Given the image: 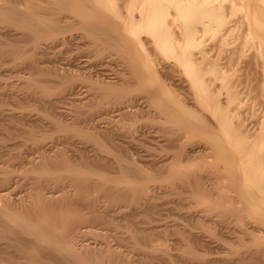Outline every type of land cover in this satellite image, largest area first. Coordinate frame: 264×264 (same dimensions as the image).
Listing matches in <instances>:
<instances>
[{
	"label": "bare ground",
	"instance_id": "1",
	"mask_svg": "<svg viewBox=\"0 0 264 264\" xmlns=\"http://www.w3.org/2000/svg\"><path fill=\"white\" fill-rule=\"evenodd\" d=\"M39 2L45 6L40 5L36 9L34 0L32 3L31 0H0V30L5 28L10 32L16 31V36L24 38V43L20 44V41V47L16 43L13 50L10 48L7 50L3 39H0V57L11 54L12 57L14 56L12 61L18 64L23 54L27 55L28 52L29 67L38 71L39 68L36 66L39 62L35 61L38 53L49 50L47 47V49L41 48L45 46L44 43H50L48 46L49 48L52 46L53 50L59 47L62 49L77 38L78 41L86 40L85 51L88 49L90 53L94 52L96 58H103V55L110 51H118L124 57L129 73L113 82L100 81L99 78L97 80V77L94 79L91 76L92 72L87 75L84 72L86 70L83 71L80 67L82 73L78 72L79 68L77 72L72 68V60L77 54L75 57L66 56L67 60L61 66L55 65L58 59L55 55V64L51 63L54 64L51 68L53 75L48 76L49 84L40 81L38 79L41 76L40 73L34 71L36 76L30 73V77L26 80L23 76L22 81L25 82H22V85L19 84L20 87L12 83L13 87L9 86V88L12 87L11 90L15 92L19 90L34 94L37 92L42 100L53 97L50 104L55 106L65 100L64 96L60 97L62 91L73 92L75 88H78L80 84L78 82L82 83L88 79L90 80L88 87L98 90L100 95L89 94V97L85 96L88 98H83L84 100L78 98L79 102L74 101L75 107L78 103L80 104L76 107L79 112L74 110L77 112L76 118L85 116L84 112L87 109L89 119H86V123L89 122L91 125L92 122V126L95 125L93 122L111 124L116 120L115 118L121 121L127 119L130 126L126 125L129 128L127 127L128 131L124 129L126 131L124 133L126 136L129 135L126 137L128 140L138 131L139 121L141 123L144 120L146 123L143 121L144 125L154 123L158 125V131L163 137L160 141L162 146L158 145L163 150L158 152L165 151L169 154L164 155L166 157L163 156L162 160L156 159L157 161L153 158L146 159L147 161L136 159L140 163L143 162L140 164L139 161L132 159L133 154L129 147L127 154L111 156L112 161L108 162L107 154L111 153V149L108 148L109 143L106 140L113 142L117 134H113L112 128L100 127L98 131L97 128L91 129L84 126L86 123L83 125V121H78L83 125L80 128L76 126V122L72 125L67 122L68 125H66L67 123L62 121L63 118L59 117L62 123L52 118L53 124L57 122L54 128L63 132L64 137L65 134L70 138L71 136H77L76 139L82 137L81 139L92 142L95 148L87 151L85 147V149L81 147L83 152L78 151L81 155L76 161L70 159V154L68 155L70 157L66 155L68 151H59L60 155L55 151L50 154V151L42 147L38 151V157L31 158L26 152V155L21 154L16 157L20 162L13 158L19 162L17 164L24 165L23 173L29 176L27 180L29 179L31 184L29 183L30 187L26 189L27 191L22 190L24 193L19 191L15 193L13 190L17 187L12 189L13 186L20 184L17 178L20 174L22 175V172L16 173L18 176L16 177L14 170L0 169V264H149L150 262L152 264V260L156 261L153 264H219V262L264 264V115L260 118V122L255 121V124L251 126L234 122L235 119L233 120L229 107L237 101L240 92L239 84L233 83L235 80L233 81L228 74V70L232 71L234 66L235 56H227L231 52L229 47L235 46L232 50L233 55H236L235 51H240L239 49L244 51L243 49L248 50V47H251V50L254 48L257 51L256 56L264 60V0H125L123 7L119 5L120 0H39ZM121 11L125 14L124 18L121 17ZM238 14L241 16L239 15L237 19L241 18V24L245 25H242V28L246 27L242 30L243 32L239 31L241 26L237 27L241 35H237L238 33L235 35L233 30L237 28L230 26L233 25L230 23L233 17ZM239 19L238 22H240ZM73 30H82L83 33L74 36ZM20 38L19 40H22ZM145 40L151 44L150 51L149 48L148 50L143 48ZM238 40L241 41L240 44ZM235 42H238L239 46L236 47ZM67 53L68 51L57 54ZM177 75L182 76L181 79L178 77L179 83L175 78ZM19 80L21 79L17 81L21 83ZM7 85L5 83L2 85L4 87L0 85V92L7 88L5 87ZM60 87L64 90H60ZM180 89L185 90L181 92ZM92 90L91 94L94 93ZM184 91L187 93L185 94ZM74 93H71L72 97ZM78 107L81 108L78 109ZM112 108L115 109L112 111ZM20 116L24 118L26 115ZM63 122L66 124L64 125ZM32 131L25 135L32 141L31 144L36 143L37 146V143H41L45 137L40 135L45 134L38 136ZM124 133L122 136H125ZM123 139L120 141L123 142ZM139 139L136 138L135 141ZM120 141L118 145L122 147L123 144ZM135 141L132 140V142ZM166 148L169 151L165 150ZM102 156L107 160L104 163ZM194 156L211 159L212 161L208 163L209 161L206 162L204 158V162L208 165L214 164V169L210 170L212 172H206L207 174L204 171L201 172L200 169L205 165L202 162L195 163L196 160L193 162L194 169L189 168L190 160L188 159L192 158V161ZM187 160L185 168H188V171L182 167L186 165L184 163ZM98 164L103 165L98 167ZM107 165H112L113 169L110 168L116 170L115 176H112V173L109 176L110 171ZM100 167L107 169L108 172L101 173L102 171L98 169ZM206 167L208 166L203 169L206 170ZM64 173L71 177L64 178L63 176H66L63 175ZM23 178L26 179V177ZM51 183H59V186L62 184L58 192L61 193L62 187H64L63 191L67 188L66 192L62 191L58 194L56 191H49L48 188L53 185ZM161 183H165L164 186ZM159 185L163 188L161 191L164 194L174 196L173 201L178 209L188 210L185 216L191 219L189 224L183 222L184 225L173 224L172 226L169 223L171 225L166 224L160 228L159 225L155 226L151 223L154 226L151 227L150 224L148 227L149 222L153 220L150 216H143L145 218L141 221L130 219L134 224L129 221V218L136 214L160 213L157 202L158 197L163 193L160 191L162 193L160 195L159 191L158 193L155 191ZM150 189L156 193L147 195L146 192ZM130 206L131 209H129ZM126 220L132 224L129 223V226L134 225L133 228L128 227V222L125 223L127 226H123L124 223L122 226L119 224ZM114 221H117L120 226ZM98 225H104V228L99 226L102 228L99 230ZM121 227L126 228H124L125 233L128 231L129 237H127L130 238L128 241L131 240L132 244L128 241L127 243L131 246L130 252L133 250L132 256L129 255L128 244L123 246L128 252L119 244L121 241L118 238L125 234L118 232ZM169 229H171L170 232ZM165 231L178 235V239L175 238L180 245L177 247L176 243L175 247L169 249L175 253V249L179 248L178 254L172 255L166 249L168 246L164 244L167 241H165L167 237ZM203 235L213 240H221V245H223L222 241L230 243L229 246L234 243L237 245L234 248L237 249L236 251L240 249V252L235 251L236 255L231 254L232 256L227 260L222 258L220 261L222 255L219 260L212 257L206 258L202 253L208 250L197 247L198 243L202 242L200 238ZM87 236L89 238L98 236L99 238L94 239L102 240V244L100 245V241L94 242V239L92 242L91 238V242L90 240L88 242ZM117 240L120 241L118 243L120 246L115 245ZM193 240L194 243L199 242L195 245L191 243ZM112 241L115 243L112 244ZM201 244L205 246V243Z\"/></svg>",
	"mask_w": 264,
	"mask_h": 264
},
{
	"label": "rangeland",
	"instance_id": "2",
	"mask_svg": "<svg viewBox=\"0 0 264 264\" xmlns=\"http://www.w3.org/2000/svg\"><path fill=\"white\" fill-rule=\"evenodd\" d=\"M14 1H17V0H14ZM121 2H120V6L121 7H123L124 5L123 4H125V0L124 1H122V0H120ZM19 2V1H18ZM33 2V0H31V3ZM19 3H21V2H19ZM36 3H39V4H36ZM34 5H35V7H36V9L37 8H39V6L41 5V7L42 6H45V4H43V3H40L39 2V0L37 1V0H34V3H33ZM122 4V5H121ZM120 7V9L121 10H123V8H121ZM122 12V11H121ZM240 14H238V16H235V17H233L234 19H232L233 20V22H232V20H231V24H233V25H230V26H235V28H237L238 26H241V28H242V25L243 26H245L244 24H241L242 22H241V18L239 19V21L240 22H238V19H237V17H240L239 16ZM124 16H125V14L122 12V15H121V17L122 18H124ZM237 19V20H236ZM235 22H237L236 24H237V26H236V24H235ZM243 23H245V21L243 20ZM235 24V25H234ZM239 29V28H237V30H233L234 31V34L235 33H238L237 35H241L242 33L241 32H238V29H239V31H242V30H244L243 28L242 29ZM2 31V33H0V35H1V40L6 44V49L8 50V48H10V50H13V48H15L16 47V43H18V45H19V43H20V41H21V43L20 44H22V43H24V38L22 39V38H20V36H16L17 35V32L15 31H12V32H10V30H6L5 28H3L2 30H0V32ZM232 31V32H233ZM78 32V33H77ZM80 32V33H79ZM81 32L83 33V31L82 30H73L72 31V34H74V36H78L79 34H81ZM243 32V31H242ZM7 33V34H6ZM12 33V34H11ZM3 34V35H2ZM10 34V35H9ZM6 35V36H5ZM236 35V34H235ZM14 36V37H13ZM6 39H5V38ZM18 38V39H17ZM19 38L20 39H22V40H19ZM7 39L9 40L8 42H7ZM77 38H75L72 42H71V44L69 45V46H67V47H63L62 49L59 47V48H56V49H54L57 53L59 52H65V51H68V53L67 54H61V55H59V54H57V53H55V51L53 50V49H51V47L52 46H50V48H49V46L48 45H50V43H44L43 45H45V46H42L41 48H48L49 50H44V52L46 53V55H45V53H42V52H40V53H38V57H37V59H36V56L34 57L35 59V61H37V62H39V64L37 63V68H39L38 69V71L37 70H32L30 67H29V59H28V52H27V55L26 54H23V57H25V58H23V57H19L21 60H20V62H18V64H17V62L16 63H14V61H12L13 59V57H12V55L10 56L9 54L6 56V55H3V56H1L0 57V71H2V72H0L1 74H0V85L2 86V85H4V83H5V85H7V86H5V87H7V88H5L4 90H2V92H0V93H2V95H0V169H7V170H14V174H15V176L16 177H18L17 176V174H20L21 172H22V175L20 176L19 175V177L17 178L18 179V181H20L19 183L20 184H18V185H16V186H13V188L12 189H14V188H16L15 190H13L15 193L17 192L18 193V191L19 192H23V191H27L28 189H29V187H30V180L28 181L27 180V177H29V176H26L25 175V173H23L24 171H23V169H24V165L23 166H21V165H19V164H17V162L19 161L20 162V160H19V158H16V157H19V155L21 156V154H23V155H26V154H28V156L30 155L31 156V158H35V157H38L37 156V154H39V150H41L42 148H44V149H47L48 151H50V154H53L54 153V151L55 152H58L57 154L58 155H60V153H59V151H61V152H65V151H68V152H66V153H68V154H66L67 156L70 154V156H68V157H70V159L72 160V161H76V160H78L79 159V156L81 155V152H83V150H82V148L83 149H85L86 148V150L88 151L89 149H91V150H94V148H95V146L93 147V143L91 142V143H89V141H87V140H85V139H81L80 137H78L77 139L75 138V137H77V136H71L72 138H70V136H66V134H65V137H64V133L63 132H60L58 129H55L54 127H55V125L57 124V122L55 123V124H53L54 123V119L56 118V120L58 121V123L60 122V123H62V121H65L66 123L68 122L69 123V125H72L73 123H75L76 124V126H78V127H80V128H82L83 127V125L86 123V119H89V117L87 116L88 115V112H86L87 111V109H85L86 111L84 112V113H86V115L85 116H80V118H79V116L76 118V111H74V110H77V106L78 105H80L78 102H79V99H86V98H88L89 96V94L90 95H95V96H99L100 95V93L98 92V90H92L90 87H88V81H90V80H88V79H86V80H84L82 83L81 82H78V83H80L79 84V86H77L78 88H75V90L73 91V92H64V91H62L63 93L62 94H60V97L61 96H64L65 98V100H62L60 103H58L57 105L55 104V106L54 105H52V104H50V103H52V101L51 100H53L52 98L53 97H49L50 99H44V100H42V98L40 99V97H41V95L40 94H38L37 92H35V94L34 93H31V92H25V91H23L22 92V90L20 91H12L11 90V88L13 87V84L12 83H14L15 85L17 84V85H19V84H23L22 82H25V81H22L23 80V76H25V80L28 78V77H30V75L31 74H33L34 73V75H35V72L34 71H37L36 73H40V75L41 76H43V77H45V78H43V77H38L39 75L37 74V77H38V79L40 80V81H44V83H46V84H49L50 83V78L49 77H52V75L53 74H51L52 73V70H51V68H53V66H54V64H55V62H56V66L57 65H59V66H61V65H63V63H65L66 62V60H67V57H75V55L77 54L78 55V53H79V56H77L76 55V57L75 58H73V62H72V68H74V70L77 72L78 71V68L80 67V68H82L83 69V71L84 70H86V71H84V72H86L85 74H91V72L93 73V74H91V76L94 78V79H96V77H97V80H98V78H99V80L100 81H102V80H107L108 82H113V80H117L118 78H120V76H123V75H127V73H129V68L127 67L128 65H126V61H125V59H124V57L123 56H121L119 53H118V51L116 52L115 50L114 51H110V53L108 52L107 54L105 53L104 55H103V58L102 57H100V58H96V55L94 56V52H92V53H90L91 51L89 50L88 51V49H87V51H85L86 49H84V48H86L85 47V43H87V42H85L84 40H82V39H80L79 41L78 40H76ZM11 41V42H10ZM14 41H15V43H14ZM75 41V42H74ZM239 41V44H240V42L242 41V39H241V41L240 40H238ZM2 42V43H3ZM8 44H7V43ZM46 42H48V41H46ZM78 43H80L79 45H78ZM83 43V44H82ZM236 44H234V45H236V47L237 46H239V44H237L238 42H235ZM10 44V45H9ZM14 44V45H13ZM78 45V46H77ZM83 47V45H84V47L82 48L81 46ZM149 45H151L148 41L146 42V40L144 41V46H143V48H149V51H150V47L151 46H149ZM15 46V47H14ZM21 45H19V47H20ZM72 46V47H71ZM80 46V47H79ZM87 46V45H86ZM18 47V46H17ZM88 47V46H87ZM233 47H235V46H232V47H229V49L231 48V52L229 53L230 55H228L227 54V56H235L234 57V62L236 63H234L233 62V64H234V66L232 67V71L231 70H228L229 71V76H231L230 78H232V80L234 81H232L233 83H237V84H239V98L237 99V101L235 102L236 103V105H235V103L233 104V105H231L230 107H229V109H231L230 111V113H232L231 115H232V117H233V120H234V122L235 123H237V124H239V123H241L242 122V124L243 123H245L246 125H254L255 123V121H256V123L257 122H260L259 120H261L260 118L261 117H263V115H264V93L262 94V92H264V74H263V71H264V60L261 58V60H260V57L258 58L257 56H256V54H257V51H255V49L254 48H252V50L250 49L251 47H248L247 49L248 50H245V49H243L244 51H246V52H244V51H242L241 49H239L240 51H235V52H237L236 53V55H233L232 54V50L234 49ZM4 48V49H5ZM12 48V49H11ZM46 48V49H47ZM74 48V49H73ZM75 48H77V49H75ZM5 49V50H6ZM57 49H60L59 51H57ZM84 51H83V50ZM9 50V51H10ZM50 50H51V52H50ZM77 50V51H76ZM83 51L82 53H81V51ZM144 50V49H143ZM148 50V49H147ZM8 51V52H9ZM47 51V52H46ZM146 51V50H145ZM228 51H230V50H228ZM15 52H16V50H15ZM76 52V53H75ZM89 54H88V53ZM235 52H233V53H235ZM240 52H242L241 54H240ZM252 52V53H251ZM50 54V55H49ZM52 54V55H51ZM53 54H54V56H53ZM110 54V55H109ZM239 54V55H238ZM248 54V55H247ZM55 55H57L56 57L59 59H57L56 60V58H55ZM242 55V56H241ZM252 55H254V56H252ZM10 56V57H9ZM46 56V57H45ZM60 56V57H59ZM67 56V57H66ZM151 56H153V55H151ZM48 57H49V59H48ZM97 57H99V56H97ZM123 57V58H122ZM253 57V58H252ZM80 58H81V60H80ZM83 58V59H82ZM96 58V59H95ZM238 58H241V59H238ZM243 58V59H242ZM9 59V60H8ZM10 59H11V62H10ZM76 59H78L77 61H75ZM85 59V60H84ZM124 59V60H123ZM259 59V60H258ZM17 60V59H16ZM19 60V59H18ZM40 60V61H39ZM53 60V61H52ZM56 60V61H55ZM61 60H63L62 61V63H61ZM237 60H240V61H237ZM6 61V62H5ZM28 61V62H27ZM55 61V62H54ZM92 61V62H91ZM95 61V62H94ZM8 62V63H7ZM54 62V64L52 65L51 63H53ZM61 64H60V63ZM91 62V63H90ZM259 62V63H258ZM6 63V64H5ZM21 63V64H20ZM58 63V64H57ZM76 63V64H75ZM79 63V64H78ZM87 63H89V64H87ZM14 64H16L15 65V67H14ZM75 64V65H74ZM6 65V66H5ZM8 65V66H7ZM18 65V66H17ZM74 65V66H73ZM76 65H77V68H76ZM79 65V66H78ZM126 65V66H125ZM235 65H237V66H235ZM3 66V67H2ZM17 66V67H16ZM14 67V68H13ZM88 67V68H87ZM235 67V68H234ZM241 67V68H240ZM11 68V69H10ZM79 68V73H82V69H80ZM234 68V69H233ZM14 69V70H13ZM26 70V71H25ZM45 70V71H44ZM49 70V71H48ZM234 70V71H233ZM235 70H236V72H235ZM249 70V71H248ZM8 71L10 72V73H8ZM29 71V72H28ZM239 71V72H238ZM5 72H7V73H5ZM18 72V73H17ZM41 72H45V73H47V74H43V73H41ZM5 73V74H4ZM20 73V74H19ZM31 73V74H30ZM238 73H239V75H238ZM3 74V75H2ZM16 74H19L20 76H22V77H20L19 75H16ZM49 74V75H48ZM84 74V73H83ZM117 76H116V75ZM227 74V75H228ZM263 74V75H262ZM33 75V76H34ZM233 75V76H232ZM2 76V77H1ZM15 76V77H14ZM16 76H18V77H16ZM36 76V75H35ZM34 76V77H35ZM49 76V77H48ZM235 76V77H234ZM32 77V76H31ZM109 77V78H108ZM114 77V78H113ZM178 77H180V76H176L175 78L178 80L177 82L179 83V79H181V77L178 79ZM41 78V79H40ZM102 78V79H101ZM240 78V79H239ZM18 79H21V80H19L21 83H19L17 80ZM52 79V78H51ZM112 80V81H111ZM241 80V81H240ZM8 82V83H7ZM104 82V81H103ZM244 82V83H243ZM105 84H106V82H104ZM12 84V85H11ZM90 84V83H89ZM81 85V86H80ZM240 85H241V87H240ZM9 86H12L11 88H9ZM2 87H4V86H2ZM2 87H1V89H2ZM19 87H20V85H19ZM62 87V86H61ZM60 87V90L62 89ZM79 87H80V89H79ZM88 87V88H87ZM242 88V89H241ZM92 90V92H94V93H92L91 94V90ZM244 89V90H243ZM62 90H64V89H62ZM79 90V91H78ZM85 90V91H84ZM90 90V91H89ZM183 90H185V89H183ZM183 90L182 89H180V91L181 92H183ZM187 90V89H186ZM263 90V91H262ZM1 91V90H0ZM3 91H4V93H3ZM7 91H8V93L11 95H9L8 93H7ZM96 91H97V93H96ZM249 91V92H248ZM12 92V93H11ZM19 92V93H18ZM20 92H22V93H20ZM75 92V93H74ZM81 92V93H80ZM185 92V94L187 93L186 91H184ZM244 92H246V93H244ZM71 93H74V95H73V97H72V95H71ZM77 93V94H76ZM79 93V94H78ZM85 95H84V94ZM244 95H243V94ZM14 94V95H13ZM27 94V95H26ZM37 94V95H36ZM83 94V95H82ZM19 95V96H18ZM66 95V96H65ZM81 95V96H80ZM224 95V94H223ZM223 95H222V97H223ZM15 96V97H14ZM26 96L28 97V98H26ZM33 96V97H32ZM70 96H71V98H70ZM84 96V97H83ZM85 96H88V97H85ZM37 97V98H36ZM18 98V99H17ZM24 98V99H23ZM79 98V99H78ZM33 99V100H32ZM38 99V100H37ZM71 99V100H70ZM73 99H75V100H73ZM77 99V100H76ZM83 99V100H84ZM2 100V101H1ZM50 100V102H48ZM80 100V101H81ZM74 101H78L77 103H78V105L75 107V105H76V102H74ZM23 102V103H22ZM63 102V103H62ZM25 103H26V105H25ZM138 103L140 104V101H138ZM31 107V108H30ZM44 107V108H43ZM51 107V108H50ZM20 108H22V109H20ZM76 108V109H75ZM79 108H81V107H78V109ZM1 109H3V110H1ZM19 109V110H18ZM57 109V110H56ZM62 111H60V110ZM115 108H112V111L114 110ZM4 110H6V111H4ZM38 110V111H37ZM84 110V109H83ZM234 110V111H233ZM3 111V112H2ZM13 111H14V113H13ZM15 111H17V112H15ZM20 111V112H19ZM24 111V112H23ZM29 111V112H28ZM48 111V112H47ZM58 111V112H57ZM78 111V110H77ZM81 111V110H80ZM111 111V110H110ZM23 114H25L26 116L23 118V117H19V115H23ZM79 112V111H78ZM81 112H83V111H81ZM80 112V113H81ZM34 113V114H33ZM49 113H50V115H49ZM58 113V114H57ZM60 113V114H59ZM71 113V114H70ZM263 113V114H262ZM16 114H18L17 116H18V118H17V116H16ZM38 114V115H37ZM30 115V116H29ZM47 115V116H46ZM58 115V116H57ZM109 115H112V113L110 114L109 113ZM9 116V117H8ZM14 116V117H13ZM39 116V117H38ZM64 116V117H63ZM238 116V117H237ZM62 119V121H60L61 119ZM71 117H72V119H71ZM84 117H86V118H84ZM88 117V118H87ZM7 118H10V119H7ZM26 118V119H25ZM52 118H54V119H52ZM76 118V119H75ZM79 118V120H77ZM82 118V119H81ZM5 119V120H4ZM14 119V120H13ZM32 119V120H31ZM81 119V120H80ZM84 119V120H83ZM116 120L118 119V118H115ZM241 119V120H240ZM16 120H18V121H16ZM22 120V121H21ZM35 120V121H34ZM72 120V121H71ZM114 120V121H112L111 122V124L109 123V124H105V123H102V122H97V124H96V122H93V124H95V125H93L92 126V122H91V125L89 124V122H87L86 123V125H84V126H88L89 128H91V129H96L97 128V130L99 131V129H101L102 127H105V126H107V127H109L108 129H110V128H112L111 130L113 131V134L115 135L116 133V138L113 140V142H111V141H109V140H106L109 144H107V146H108V148L109 149H111V153H109V154H107V160H108V162L111 160L112 161V158H111V156H117L118 154H121V153H124L123 155H125V153L127 154V152H129L127 149L129 148V150H131V152H132V154H133V157H132V154H131V152L129 153L130 154V156L132 157V159L134 158L135 160L136 159H140V161H141V159H145L144 161H147L148 159L149 160H151V158H153L154 160H162V159H164L166 156H164V155H167V154H169V153H165V151H163L162 153H161V151L163 150L161 147H158V145L159 146H162V144H160L161 142L160 141H162L161 140V138L163 139V137H162V133H161V135H160V132L158 131V125H156V124H151V125H149V124H147V125H144V123H145V121H144V123H143V121L140 123V121L137 123L138 124V131H136V134L134 135H132V137H130V139L128 140V138L126 139V137H128L129 135H125V133L124 132H126V131H128V126H126V125H129L130 126V122H128L127 121V119L125 120V119H122V121L119 119V120ZM244 120V121H243ZM26 121V122H25ZM30 121V122H29ZM82 122L83 123V125H81L82 123H79V122ZM123 121H125V123L123 122ZM238 121V122H237ZM12 122V123H11ZM25 122V123H24ZM77 122H78V124H77ZM121 122V123H120ZM126 122H128V123H126ZM251 124H250V123ZM253 122V123H252ZM19 123V124H18ZM30 123V124H29ZM35 123V124H34ZM41 123V124H40ZM66 123H64L63 122V124L65 125ZM68 123L66 124V125H68ZM122 123H124V124H122ZM142 124V125H144V126H140V127H142V129H140V127H139V125L140 124ZM248 123V124H247ZM5 124V125H4ZM75 124H74V126H75ZM146 124V123H145ZM211 124H212V122H211ZM54 125V126H53ZM90 125V126H89ZM212 125H214L215 126V124L213 123ZM23 126V127H22ZM98 126V127H97ZM124 126V127H123ZM125 126H126V128H125ZM101 127V128H100ZM123 127V128H122ZM128 127V128H127ZM213 127V126H212ZM10 128V129H9ZM99 128V129H98ZM118 128H120V129H118ZM216 128V127H215ZM26 129V130H25ZM31 129V130H30ZM124 129H126V131L124 130ZM30 130V131H29ZM34 132H33V131ZM139 130H141V131H143V133L145 134V135H143V133L140 131V133H137V132H139ZM33 132L34 134L36 133V135H40V134H45V135H40V136H45L44 137V140H42V142L41 143H37V146H36V143L35 144H31L32 143V141L31 140H28V136L27 135H25V134H27L28 132ZM124 133V135L125 136H122L123 135V133ZM158 132V133H157ZM38 133V134H37ZM142 133V134H141ZM10 134V135H9ZM138 134V135H137ZM147 134V135H146ZM59 135V136H58ZM117 135H119V136H117ZM121 135V136H120ZM140 135V136H139ZM149 135V136H148ZM152 135V136H151ZM2 136V137H1ZM4 136V137H3ZM9 136V137H8ZM27 136V137H26ZM47 136V137H46ZM49 136V137H48ZM138 136V137H137ZM157 136V137H156ZM67 137V138H66ZM123 137H125L124 139H123ZM137 139H139V137H141L140 139H139V141H141V142H139L138 140L137 141H135V139L136 138ZM145 139H144V138ZM148 137V138H147ZM70 139V141H69V139ZM117 138H119V139H117ZM132 138V139H131ZM147 138V139H146ZM155 138V139H154ZM80 139V140H79ZM120 141L121 139H123V142H121L123 145H121L122 147H120L119 145H120V143L117 141ZM154 139V140H153ZM160 139V140H159ZM27 140V141H26ZM49 140V141H48ZM73 140V141H72ZM116 140V141H115ZM124 140H127L126 142L124 141ZM132 140L133 141H135V142H132ZM4 141V142H3ZM26 141V142H25ZM86 141H87V143H86ZM147 141H149V143H147ZM69 142H70V144H69ZM115 142V143H114ZM116 142H117V145H116ZM124 142L126 143V144H124ZM127 142H128V144H127ZM130 142V143H129ZM137 142V143H136ZM139 142V143H138ZM52 143V144H51ZM71 143H73V144H71ZM118 143H119V145H118ZM141 143V144H140ZM146 143V144H145ZM1 144H3V145H1ZM7 144V145H6ZM27 144V145H26ZM29 144H30V146H29ZM42 144V145H41ZM68 144V145H67ZM89 144V145H88ZM136 144V145H135ZM152 144V145H151ZM26 145V146H25ZM40 145V146H39ZM55 145V147L53 148V146ZM125 145H127V146H125ZM132 145V146H131ZM123 146L126 148V150H123V149H125V148H123ZM135 146V147H134ZM37 147H39V149L37 148ZM42 147V148H41ZM58 147V148H57ZM64 147H66V148H64ZM82 147V148H81ZM85 147V148H84ZM92 147H93V149H92ZM112 147V148H111ZM28 148V149H27ZM88 148V149H87ZM158 148H160V149H158ZM60 149V150H59ZM64 151H63V150ZM76 149V150H75ZM162 149V150H161ZM82 150V151H81ZM90 150V151H91ZM121 152H120V151ZM158 150H161V151H159L158 152ZM165 150H167V148L165 149ZM31 151V152H30ZM37 151V152H36ZM78 151H81L80 152V154L78 153ZM150 151V152H149ZM167 151H169V150H167ZM166 151V152H167ZM23 152V153H22ZM27 152V153H26ZM53 152V153H52ZM76 152V153H75ZM115 152V153H114ZM119 152V153H118ZM206 152H208V151H206ZM26 153V154H25ZM72 153V154H71ZM134 153L136 154V155H134ZM32 154V155H31ZM111 154V155H110ZM114 154V155H113ZM151 156H150V155ZM159 154V155H158ZM4 155V156H3ZM77 155H78V158H77ZM122 155V154H121ZM154 155V156H153ZM196 155V154H195ZM197 155H198V153H197ZM196 155V156H197ZM8 156V157H7ZM33 156V157H32ZM156 156V157H155ZM163 156H164V158H163ZM168 156V155H167ZM11 157H12V159L13 158H16V159H18V161L16 160V159H11ZM102 157H104V156H102ZM146 157H149V158H146ZM155 157V158H154ZM158 157V158H157ZM105 158L106 157H104V161H102L103 163L105 162V161H107V160H105ZM111 158V159H110ZM205 158V157H204ZM204 158L202 159V157H196L195 158V156L193 157V160L191 161V159L192 158H190V159H188V160H190V162H191V164L193 165L194 163L193 162H195L194 160H196V162L195 163H200V162H202V164L203 165H205V166H208V167H206L207 169L206 170H204L205 169V166L202 168V169H200V170H202L201 172H205V174H207L206 172H209L210 170H212V169H214V164L212 165H208V163H210L211 161L210 160H208V159H206L205 158V160H206V162H208V163H206L205 164V160H204ZM208 158H211V157H208ZM5 159V160H4ZM147 159V160H146ZM142 160V161H143ZM156 160V161H157ZM188 160L184 163V164H186V163H188ZM201 160H203V161H201ZM110 161V162H111ZM114 161V160H113ZM137 162L139 161V160H136ZM140 161H139V163H140ZM199 161V162H198ZM18 162V163H19ZM159 162V161H158ZM190 162L188 163V166H189V168H191V167H193L192 169H194V165L192 166L191 164H190ZM204 162V163H203ZM75 163H77V162H75ZM74 163V164H75ZM141 163H143V162H141ZM140 163V164H141ZM10 164V165H9ZM201 164V163H200ZM7 165V166H6ZM12 165V166H11ZM99 165H103V164H98L97 166L99 167ZM191 165V166H190ZM197 165V164H196ZM96 166V165H95ZM96 166V167H97ZM147 166V165H146ZM149 166V165H148ZM15 167V168H14ZM18 167V168H17ZM20 167V168H19ZM23 167V168H22ZM104 167V166H103ZM98 168L100 171H102L101 173H103L104 171L105 172H108V171H110V172H108L109 173V176L110 175H112V176H115L116 175V173H115V169L114 170H112L113 169V167H114V164H113V167H112V165L111 166H106L107 168H109L108 169V171H107V169H105V168ZM112 169H111V168ZM182 167H184V170H186L187 169V171H188V168H185V167H187V164L184 166V165H182ZM213 167V168H212ZM11 168V169H10ZM97 169V170H98ZM104 169V170H103ZM111 169V170H110ZM192 169H190L191 171H192ZM16 170V171H15ZM17 170H18V172H17ZM98 170V171H99ZM189 170V171H190ZM199 170V171H200ZM215 170H216V167H215ZM198 171V172H199ZM114 172V173H113ZM201 172H199L200 174H202ZM210 172H212V171H210ZM214 172V171H213ZM17 173V174H16ZM108 173H106V175L108 174ZM112 173V174H111ZM204 174V173H203ZM24 175V176H23ZM63 175H66V176H63L64 178H70L71 176H69L67 173H64ZM21 177V178H20ZM23 177H26V179L25 178H23ZM20 179V180H19ZM24 180V181H23ZM190 180V179H189ZM25 182V183H24ZM30 183V184H29ZM157 183V182H156ZM51 184H53V183H51ZM162 184V183H161ZM165 184V183H164ZM164 184H162V186H164ZM29 185V186H28ZM24 186V187H23ZM26 186V187H25ZM51 187H49L48 189H49V191L51 190V191H56V192H58V190L61 188V186H62V184H60V186H59V183H57V184H53V185H50ZM57 187V189H56V187ZM74 186H76V185H74ZM73 186V187H74ZM156 186H158V184L156 185ZM156 186H155V188H156ZM21 187V188H20ZM60 187V188H59ZM160 187H161V185H159V188H157V190L155 189V191L158 193V191H159V193L158 194H162L163 193V191H161V190H163V188L162 189H160ZM28 188V189H27ZM59 188V189H58ZM63 188L64 187H62V191H63ZM27 189V190H26ZM53 189V190H52ZM21 190V191H20ZM23 190V191H22ZM61 190V189H60ZM59 190V191H60ZM66 190H67V188L63 191V192H66ZM62 191H61V193H62ZM155 191H153V190H148V192H146V194L147 195H152V194H154V192ZM162 193H161V192ZM155 192V193H156ZM24 193V192H23ZM60 192H58V194H59ZM60 193V194H61ZM145 194V195H146ZM164 194V193H163ZM159 195L160 197H158L159 198V200H158V202H157V205L159 206V208H158V210L160 211V213H159V211H158V213L159 214H153V215H151L152 213H150V214H147V215H143V214H136L135 216H133V217H131V218H129V221H130V219L133 221V220H138L139 221V219H140V221H141V219L143 218H145L146 216L147 217H149L150 216V219H152L153 218V222L152 221H150L149 222V225H148V227H150V224L151 223H154L155 224V226H158L159 225V227L161 226V227H163V226H165L166 224L167 225H171L172 224V226H173V224L175 225V224H178V225H182L183 224V222H184V224L187 222L188 224L190 223V220L191 219H189L188 217H186L185 215H186V213H188V210L187 209H185V211H184V209L182 208V209H178V207H177V204L175 203V201H173V198H174V196L172 197V195L171 194H169V195H167V194H164V195ZM175 199V198H174ZM156 200V201H157ZM173 201V202H172ZM202 202V201H201ZM204 203H208V202H206V201H203ZM176 205H175V204ZM203 203V206L205 205ZM199 205H200V202H199ZM173 206V207H172ZM200 206H202V203H201V205ZM133 207V206H132ZM129 209H131V206H130V208ZM140 209V208H139ZM184 212V213H183ZM137 213H139V212H137ZM161 214V215H160ZM119 216H120V214H118ZM141 215V216H140ZM184 215V216H183ZM143 216H145V217H143ZM152 216V217H151ZM141 217V218H140ZM155 217V218H154ZM154 219H155V221H154ZM159 220V221H158ZM132 221H130L131 223H133L134 224V222H132ZM192 221H194V220H192ZM191 221V222H192ZM116 224L118 223L117 221H114ZM128 221L126 220V221H123V222H120L119 224L122 226V224H123V226H127L128 225V227H130V228H133V226L131 227V226H129L131 223L130 222H128V224L127 225H125V223H127ZM130 223V224H129ZM169 223H171V224H169ZM186 223V224H187ZM195 223V222H194ZM119 224H117L118 226H120ZM154 224L152 225L151 224V227L152 226H154ZM183 224V225H184ZM132 225V224H131ZM100 225H98V227H99ZM104 226V225H103ZM102 225L100 226V227H102V228H104ZM105 226H107V225H105ZM98 228L99 230L100 229H102V228ZM160 227V228H161ZM125 228V227H124ZM123 227H121V228H119L118 230V232L119 233H121V234H124L125 232V229H124ZM160 228H158V229H160ZM97 229V230H98ZM123 229V230H122ZM172 229V228H171ZM171 229H169L168 231L170 232L171 231ZM121 231V232H120ZM167 234H165V236L167 235V237H165L166 239H165V241H166V243H164V244H167V246L168 247H166V249H171V247H175V244H176V246L178 247L179 245H180V243H178L177 242V237H178V235H174L172 232L171 233H169V232H167V231H165ZM200 233H201V231H199ZM127 233H128V231H127ZM127 233H125L126 234V236H125V234L123 235V237H121V238H118V240L120 239V241H121V243H123V244H121V243H119L120 241H116V244L115 245H117L118 243L120 244V245H122L121 246V248H126V247H123L125 244H128L127 243V241H128V239H130V238H128L129 236H128V234ZM172 234V235H171ZM169 235H171V237H172V239H171V237L169 236ZM225 235H226V233H225ZM128 236V237H127ZM93 237V236H92ZM91 236H90V238L92 239V242L94 241V242H98V241H102V240H99L98 239V241H96V239H94V238H97V237H93L92 238ZM126 237V238H125ZM170 237V238H169ZM175 239H174V238ZM89 237L87 236L86 237V240L88 239ZM88 239V242H89V240H90V242H91V239ZM99 238V237H98ZM203 238V239H202ZM94 239V240H93ZM100 239H102L101 237H100ZM123 239V240H122ZM124 239H126V241H124ZM215 239V238H214ZM209 240V242H212L213 241V243H209V242H206V241H208ZM211 240V241H210ZM217 240V241H216ZM131 241V240H130ZM130 241H128L129 243H130ZM200 241H202L203 242V244L205 245V246H203L199 241V243H198V245H197V247H203V248H206L208 251H206V253L204 252V253H202V254H204L205 256H206V258H210V257H212V258H218V260H219V258L221 257V255L223 256V257H221L220 258V261L222 260V258L223 259H225V260H227V258L229 259L232 255L231 254H233V256H234V254H235V251L237 250V249H235L236 247H237V245L236 244H234V243H231V246H229L230 245V243H225V242H223L222 241V244L223 245H221V240L219 241L218 239H215V240H213V238L212 239H210V237L208 238V236L206 237V235H203V237H201L200 238ZM99 242V243H100ZM124 242H126V243H124ZM171 242H172V244H171ZM174 242V243H173ZM215 242V243H214ZM217 242H218V244H217ZM98 243V244H99ZM113 243H115V242H113L112 241V244ZM192 244L194 243V240L191 242ZM197 243H194L195 245L197 244ZM207 243H209V244H207ZM102 244V242L100 243V245ZM118 244V246H120ZM130 244H132V243H130ZM130 244H128V249H129V252H130V250H131V246H130ZM209 245V246H207V245ZM229 244V245H228ZM174 245V246H173ZM217 245H218V248H217ZM125 246H127V245H125ZM164 247L166 246V245H163ZM227 246H228V249H227ZM233 246V247H232ZM170 247V248H169ZM176 247V248H177ZM210 247V248H209ZM232 247V248H231ZM235 247V248H234ZM181 248H182V246H181ZM214 249V251H213V249ZM234 248V249H233ZM175 248H173V250H174ZM179 248H177V249H175L176 251H175V253L176 254H178L179 252H180V250H178ZM199 249V248H198ZM201 249V248H200ZM216 249V250H215ZM231 249H232V252H231ZM124 250H126V252H128L127 251V248L126 249H124ZM224 250V251H223ZM240 249H238V251H236V252H240L239 251ZM133 251V250H132ZM131 251V252H132ZM170 251V253H172V255L174 254L175 255V253L172 251V250H169ZM172 251V252H171ZM210 251V252H209ZM211 251H212V253H211ZM223 251V252H222ZM228 251V252H227ZM130 252V256H132L133 254ZM210 253V254H209ZM132 254V255H131ZM207 254H208V256H207ZM214 254V255H213ZM216 254H217V257H216ZM228 255V256H227ZM236 255V254H235ZM214 256V257H213ZM224 256H226L225 258H224ZM217 260V259H216ZM154 260H152V264L153 263H155L156 261H154ZM149 264H151V262L149 263ZM157 264V263H156ZM215 264H217V263H215ZM219 264H223L222 262L220 263L219 262Z\"/></svg>",
	"mask_w": 264,
	"mask_h": 264
}]
</instances>
